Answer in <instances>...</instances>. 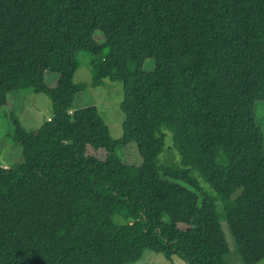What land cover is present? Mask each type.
<instances>
[{"label":"trees","instance_id":"trees-1","mask_svg":"<svg viewBox=\"0 0 264 264\" xmlns=\"http://www.w3.org/2000/svg\"><path fill=\"white\" fill-rule=\"evenodd\" d=\"M81 53L93 88L123 85L119 140L101 116L75 128ZM17 92H46L52 116L29 131L7 115L23 158L0 165V264L264 262V0H0V107ZM169 135L177 160L162 159Z\"/></svg>","mask_w":264,"mask_h":264},{"label":"rangeland","instance_id":"rangeland-1","mask_svg":"<svg viewBox=\"0 0 264 264\" xmlns=\"http://www.w3.org/2000/svg\"><path fill=\"white\" fill-rule=\"evenodd\" d=\"M61 32L71 36V28L69 25H62ZM81 61L80 68L75 75V92L77 94V103L74 107L75 128H79L82 124L92 120L97 116H101L109 127L110 134L114 140H119L123 136V123L125 121L124 113L121 109V103L124 99L123 85L121 83H112L105 80L100 87L93 88L92 80L93 73L89 66L91 56L87 53L79 55ZM46 89L53 88L57 85L58 74L56 71L57 62L54 49H48V59L44 64ZM147 68L152 69V63H149ZM9 113H14L18 116L23 126L29 131H37L44 123L52 116V102L46 92L34 94L32 92L15 93L9 97V103L6 106L0 107V165L16 166L21 163L23 154L22 146L15 144L9 137L12 130V123L7 117ZM256 120L262 126L264 131V102L257 105ZM171 148V149H170ZM86 153L97 157L104 158L102 150H95L92 147H85ZM121 160L130 167H135L140 164V156L136 146L123 148L118 152ZM177 160L179 157L175 150L172 149V137L169 135L167 139V149L162 155V159ZM231 190L234 192L235 187ZM217 210L221 215L223 212V204L218 201L216 204ZM115 219L118 223L123 224L128 221L121 214H117ZM172 220L180 226L186 228L190 225V220L184 216L173 217ZM223 223V229L226 233L227 241L231 249H234V240L230 234L228 225ZM162 254L153 251H145L143 258L135 264H170ZM174 264H186L183 260L175 257ZM227 264H243L241 258L237 255H231L227 258ZM264 264V262L260 263Z\"/></svg>","mask_w":264,"mask_h":264}]
</instances>
